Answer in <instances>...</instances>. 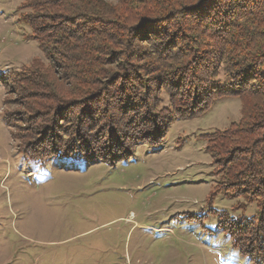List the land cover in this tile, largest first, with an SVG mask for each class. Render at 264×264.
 I'll list each match as a JSON object with an SVG mask.
<instances>
[{
    "label": "rangeland",
    "instance_id": "obj_1",
    "mask_svg": "<svg viewBox=\"0 0 264 264\" xmlns=\"http://www.w3.org/2000/svg\"><path fill=\"white\" fill-rule=\"evenodd\" d=\"M28 2L0 0V264H264V178L249 172L244 180L245 169L234 174L233 159L246 166L255 149L226 140L240 133L241 99L225 96L192 108L189 92L161 88L152 78L155 89L145 98L156 128L162 126L156 139H133L151 124L136 123L132 107L99 111L103 102L89 112L64 105L54 115L58 128L48 131L55 110L28 109L26 83L17 88L9 81L20 72L28 80L35 62L52 64L23 21ZM209 52L206 61H217ZM168 72L162 68L154 77ZM152 73L139 72L141 78ZM189 79L184 86L191 89L196 80ZM219 136L226 138L216 142L227 141L226 154L209 140ZM73 139L81 149L87 143L90 157L28 153ZM124 149L129 153L117 159ZM226 174L235 176L232 184Z\"/></svg>",
    "mask_w": 264,
    "mask_h": 264
},
{
    "label": "trees",
    "instance_id": "obj_2",
    "mask_svg": "<svg viewBox=\"0 0 264 264\" xmlns=\"http://www.w3.org/2000/svg\"><path fill=\"white\" fill-rule=\"evenodd\" d=\"M27 8L30 16L23 21L45 60L52 64L45 67L35 62L25 73L28 80L20 72L10 75L9 81L17 88L20 81L26 83L21 89L28 109L55 110L46 124L48 131L58 128L56 118L64 105L77 104L79 112H89L103 102L99 111L111 106L119 111L132 107L138 112L136 123L148 121L153 128L131 137L140 140L150 134L147 140H154L162 126L156 128L159 120L154 109H147L145 97L148 89H155L148 83L155 78L162 82L161 88L184 92L183 96L189 92L192 108L225 96L241 99L239 135L209 140L216 144L214 151L224 154L229 152L227 141L253 147V158L246 166L235 158L229 160L230 166L234 174L245 169L244 174L240 172L244 180L250 173L264 178V0H29ZM212 47L217 50L211 53ZM206 52L217 61H206ZM143 68L153 73L141 78ZM162 68L169 70L162 74L169 78L154 77ZM222 72L224 79H217ZM189 78L196 80L191 89L184 86ZM134 81L143 86L133 85ZM142 111L147 112L142 116ZM3 118L10 126L9 116ZM221 139H226V144L216 143ZM49 140L52 143L54 138ZM73 141L64 140L44 150L27 149L39 159L85 157L87 143L82 153L83 144L79 146L77 141L76 147ZM124 141L119 138L116 143ZM129 150H122L116 158ZM229 174L224 177L232 184L235 176Z\"/></svg>",
    "mask_w": 264,
    "mask_h": 264
}]
</instances>
